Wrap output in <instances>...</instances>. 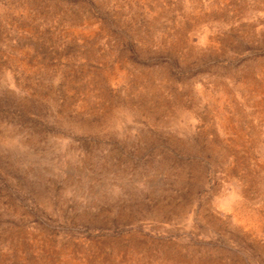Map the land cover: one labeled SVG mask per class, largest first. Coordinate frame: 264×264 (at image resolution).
<instances>
[{"label":"rangeland","instance_id":"rangeland-1","mask_svg":"<svg viewBox=\"0 0 264 264\" xmlns=\"http://www.w3.org/2000/svg\"><path fill=\"white\" fill-rule=\"evenodd\" d=\"M0 264H264V0H0Z\"/></svg>","mask_w":264,"mask_h":264}]
</instances>
